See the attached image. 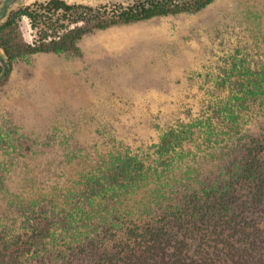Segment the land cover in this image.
I'll return each instance as SVG.
<instances>
[{"label": "rangeland", "instance_id": "1", "mask_svg": "<svg viewBox=\"0 0 264 264\" xmlns=\"http://www.w3.org/2000/svg\"><path fill=\"white\" fill-rule=\"evenodd\" d=\"M34 1L45 0L9 8ZM22 31L33 39L26 18ZM78 44L80 55L18 59L0 83V220L12 216V194L59 192L116 147L157 161L170 130L179 140L169 165L133 196V207L151 205L158 188L177 198L218 182L223 190L233 182L229 190L244 200L235 174L251 156L239 154L240 133L264 141V0H215L198 12L95 29ZM157 206L152 212L162 213Z\"/></svg>", "mask_w": 264, "mask_h": 264}, {"label": "trees", "instance_id": "2", "mask_svg": "<svg viewBox=\"0 0 264 264\" xmlns=\"http://www.w3.org/2000/svg\"><path fill=\"white\" fill-rule=\"evenodd\" d=\"M214 1L137 0L89 6L45 0L10 7L0 20V83L16 60L29 55H80L79 41L95 29L198 12ZM25 18L33 32L31 41L22 31ZM235 101L243 106L240 99ZM176 139L177 130L163 135L157 161L129 147H116L59 192L52 188L35 197L12 194L7 205L12 216L0 220V264H264L261 137L240 133L239 154L251 156L235 174L234 185L248 190L244 200L229 190L233 182L226 190L218 182L177 198L171 195L174 190L158 188L151 205L142 199L143 211L133 207V196L147 189L154 176L161 179L165 171L159 168L169 165L164 159L173 152ZM152 205L163 206V212H152Z\"/></svg>", "mask_w": 264, "mask_h": 264}, {"label": "water", "instance_id": "3", "mask_svg": "<svg viewBox=\"0 0 264 264\" xmlns=\"http://www.w3.org/2000/svg\"><path fill=\"white\" fill-rule=\"evenodd\" d=\"M12 1H14V0H7L5 2V4L3 5L1 12H0V20L6 15V12L9 8V6L11 5Z\"/></svg>", "mask_w": 264, "mask_h": 264}, {"label": "crops", "instance_id": "4", "mask_svg": "<svg viewBox=\"0 0 264 264\" xmlns=\"http://www.w3.org/2000/svg\"><path fill=\"white\" fill-rule=\"evenodd\" d=\"M107 29V28H106Z\"/></svg>", "mask_w": 264, "mask_h": 264}]
</instances>
